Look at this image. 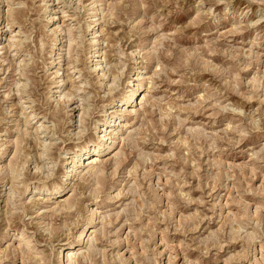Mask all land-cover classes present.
<instances>
[{
	"label": "rangeland",
	"instance_id": "1",
	"mask_svg": "<svg viewBox=\"0 0 264 264\" xmlns=\"http://www.w3.org/2000/svg\"><path fill=\"white\" fill-rule=\"evenodd\" d=\"M46 1L11 4L21 10L23 2L28 10L20 18V49L30 66L26 95L53 132L48 177L35 170L37 142L20 134L13 53L4 50L0 58V166L26 161L12 201L8 176L0 172V264L61 263V246L73 243L87 218L72 264H264V0L72 3L68 19L79 40L70 56L86 83L81 125L78 98L65 104L53 95ZM94 1L104 12H97L103 66L117 74L118 59L125 64L110 93L87 59V10ZM66 58L63 53L61 65ZM135 68H141L145 99L139 104L141 91L134 96L137 106L100 158L98 183L84 172L65 180L62 153L96 139L103 108ZM50 183L74 190L69 210L51 211L63 199L47 202L33 191ZM21 234L30 244L18 249Z\"/></svg>",
	"mask_w": 264,
	"mask_h": 264
},
{
	"label": "bare ground",
	"instance_id": "2",
	"mask_svg": "<svg viewBox=\"0 0 264 264\" xmlns=\"http://www.w3.org/2000/svg\"><path fill=\"white\" fill-rule=\"evenodd\" d=\"M11 1L12 0H0V58L4 50H8L9 53H13L12 57L9 58H12L11 61L14 64V71L16 72L15 76L17 77V79L14 81V95H16L17 104H19L21 108V114H23L22 116H24L21 125L19 123L21 130V133H19L23 135L32 136L37 142L38 150L36 153H34V157L38 159V162H33L35 163V170L39 172L41 171L42 173L46 172L47 175L45 176L48 177L51 175L48 173L51 171L52 165V163L49 161L50 159L48 155V150L50 149L49 146L51 145L52 140L48 136H53V132L48 131V127L46 126L45 121H41V119L37 118L38 115L33 108L32 99L29 98V95H26L27 93L25 90V82L27 80L25 81V78L28 72V68L30 66L28 65L29 60H27L28 55L23 54V50L20 49V46H22L21 44L23 42L22 37L24 35V32L22 31L23 22H21L20 18H25L27 16L26 13L28 10L24 9L25 4L23 2L19 3L22 8L21 10L13 9V4H11ZM79 1L80 0H47L45 3L47 4L45 7V18L48 29H50L51 34L54 36V42L50 47V64L52 65V68L50 70L52 72L51 75L53 77L52 84L54 85V87L52 88V90H54L53 95H55L56 97H54L58 99L56 101L64 102L65 104L69 103L75 98H78V111L80 113L78 116V123L81 125L83 122V118L86 115L87 107L85 106L86 97L84 98V96H82L80 93L84 91V84L86 83L81 80L82 76L79 74L80 71H76L77 68L74 64L77 62V59H73L70 56L74 50V46H78L79 36L78 33H76L77 29L74 25H72L73 18L68 19V12L71 8L70 5L72 3H78ZM99 7L100 6H97L96 1H94L92 3V7L87 10V12H89V21L86 20V31L91 37L89 39L90 50L87 59L90 61V63H92L91 72L93 71L94 73H96L98 83L101 86H105L107 91L110 93L114 90H117V81L122 76H124L125 64L123 61H121V58L119 57V62H117V66H119L117 67V74H109L105 69L107 67V64L105 65V67L103 66V61H105V58L102 57V45L104 39L102 37L103 31L99 30L98 25V21L100 20L98 16L100 15H97V12H102ZM5 34H8V37L6 39H4ZM39 44L41 50L42 42L39 41ZM63 53L67 56L66 65L64 64L65 66L61 65V58ZM132 54L133 53H130V55ZM119 55L121 54L119 53ZM141 79V68H135L133 74L130 73L127 75V77H125L124 87L120 89V91H117L116 97L113 98L111 102L103 108V112L101 114L102 119L100 121H97L95 124V140L85 143L83 146L77 148L75 151L62 153L63 157L61 158H63L65 163L63 167V177L65 178V180L67 177H71V179L76 178L80 173L84 172L85 174L89 175V178H92L95 184L98 183V179L102 174V171L98 167L100 158L102 155L108 153V151H110L114 147L116 137L119 136V128L124 127L126 125L125 115L129 112L131 108H133V102H135L134 100L137 99H135L134 96L139 91H141V93L139 92V104H141V102L145 99V93L147 89L144 87V84L142 83ZM6 95L7 94L5 93V96ZM134 104H136V102ZM80 133L82 132H79L78 134ZM4 138L9 140L7 137ZM18 138L19 137H16L14 141L15 154L18 150L19 145ZM7 143H9V141H5L3 145H6ZM1 154L2 152L0 153V155ZM24 164H26V161H21V164L18 167L16 166L17 168L9 166L5 167V165L0 166V172L5 173L9 179L8 185L10 187L9 190H7V201H12L17 198L16 186L20 182V171L22 170ZM27 191L28 186H24L23 193ZM33 191L37 192L36 195H42V193L43 195L45 194L48 197L46 198L47 202L56 201L57 199L61 198L63 199V201H56L55 203H51L50 210L53 212H59L65 209L69 210L71 208V197H69V195L73 193L74 190L69 187L68 184L62 188L54 183H50L49 185L41 184L38 187H33ZM90 224L91 218H87L81 228L76 232L73 243L70 245L65 244L61 246H66L65 252L63 254L60 251L61 247L58 248L59 251L57 254H62V262H59V264L74 263L75 257L73 254L76 247H73V244L75 243L76 245H80V241L82 239L81 235L83 234L86 227ZM22 243H24L26 246H29L30 244V242L25 241V238L21 234L17 237L18 249Z\"/></svg>",
	"mask_w": 264,
	"mask_h": 264
}]
</instances>
